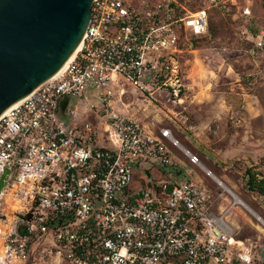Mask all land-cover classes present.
Listing matches in <instances>:
<instances>
[{"label":"built area","instance_id":"obj_1","mask_svg":"<svg viewBox=\"0 0 264 264\" xmlns=\"http://www.w3.org/2000/svg\"><path fill=\"white\" fill-rule=\"evenodd\" d=\"M205 1L193 11L93 0L74 59L0 116V177L11 166L0 264H264V238L239 236L211 205L192 169L216 174L199 154L171 127L148 129L125 102L182 104L183 47L209 32L212 8L236 20L254 0ZM243 27L249 54L264 56V26ZM224 190L264 236V216Z\"/></svg>","mask_w":264,"mask_h":264},{"label":"rangeland","instance_id":"obj_2","mask_svg":"<svg viewBox=\"0 0 264 264\" xmlns=\"http://www.w3.org/2000/svg\"><path fill=\"white\" fill-rule=\"evenodd\" d=\"M167 1L193 11L208 4L205 0H130L137 7ZM245 7L250 8L251 15L241 14ZM235 11L240 16L236 20L212 8L209 32L194 38L193 46L183 47L189 89L182 104L154 105L137 96L125 102L148 129L171 127L218 178L264 216V195L249 189L246 175L251 168L264 177V56L249 54L251 41L242 33L244 25L252 32L264 26V0H254L248 6L242 3ZM180 112L187 116L185 123L179 120ZM192 170L208 189L211 205L231 213L229 220L239 236L264 238L253 217L239 205L232 206L224 187L199 168Z\"/></svg>","mask_w":264,"mask_h":264},{"label":"water","instance_id":"obj_3","mask_svg":"<svg viewBox=\"0 0 264 264\" xmlns=\"http://www.w3.org/2000/svg\"><path fill=\"white\" fill-rule=\"evenodd\" d=\"M92 2L0 0V116L59 71L83 40ZM10 172L1 175L0 192Z\"/></svg>","mask_w":264,"mask_h":264},{"label":"trees","instance_id":"obj_4","mask_svg":"<svg viewBox=\"0 0 264 264\" xmlns=\"http://www.w3.org/2000/svg\"><path fill=\"white\" fill-rule=\"evenodd\" d=\"M209 30H210V24H209ZM246 175L248 177L247 179V185L249 189L253 191H257L264 195V177L260 178L253 169L248 168L246 171Z\"/></svg>","mask_w":264,"mask_h":264},{"label":"bare ground","instance_id":"obj_5","mask_svg":"<svg viewBox=\"0 0 264 264\" xmlns=\"http://www.w3.org/2000/svg\"><path fill=\"white\" fill-rule=\"evenodd\" d=\"M81 43L76 47V49L74 50V52L71 54V56L66 60V62L63 64V66L59 69V71L55 74V75H58L59 73H61L62 71H63V69L66 67V65L72 60V59H74V57L77 55V53L80 51V49H81ZM5 112V111H4ZM3 112V113H4ZM2 113V114H3ZM213 177V179H215L222 187H224L225 189L227 188V186H226V184L224 183V182H222V181H220L219 179H218V177H216L215 175H213L212 176ZM222 210L223 211H225V208L224 207H222ZM226 216H227V218L228 219H230L231 218V213H229V211L228 212H226ZM232 224H234V222H232ZM236 225V224H235Z\"/></svg>","mask_w":264,"mask_h":264}]
</instances>
